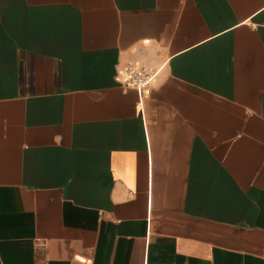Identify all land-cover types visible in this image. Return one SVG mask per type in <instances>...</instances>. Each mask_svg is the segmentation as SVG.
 I'll use <instances>...</instances> for the list:
<instances>
[{
	"label": "crops",
	"instance_id": "crops-1",
	"mask_svg": "<svg viewBox=\"0 0 264 264\" xmlns=\"http://www.w3.org/2000/svg\"><path fill=\"white\" fill-rule=\"evenodd\" d=\"M0 264H264V0H0Z\"/></svg>",
	"mask_w": 264,
	"mask_h": 264
},
{
	"label": "built area",
	"instance_id": "built-area-1",
	"mask_svg": "<svg viewBox=\"0 0 264 264\" xmlns=\"http://www.w3.org/2000/svg\"><path fill=\"white\" fill-rule=\"evenodd\" d=\"M158 75V70L151 67L127 65L123 70L121 83L125 88H132L146 93Z\"/></svg>",
	"mask_w": 264,
	"mask_h": 264
}]
</instances>
